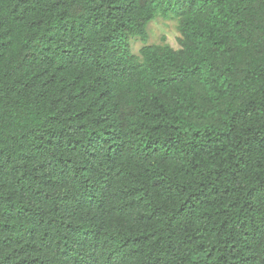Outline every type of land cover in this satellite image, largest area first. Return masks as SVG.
<instances>
[{
    "label": "trees",
    "instance_id": "1",
    "mask_svg": "<svg viewBox=\"0 0 264 264\" xmlns=\"http://www.w3.org/2000/svg\"><path fill=\"white\" fill-rule=\"evenodd\" d=\"M0 264H264V0H0Z\"/></svg>",
    "mask_w": 264,
    "mask_h": 264
},
{
    "label": "rangeland",
    "instance_id": "2",
    "mask_svg": "<svg viewBox=\"0 0 264 264\" xmlns=\"http://www.w3.org/2000/svg\"><path fill=\"white\" fill-rule=\"evenodd\" d=\"M180 33L177 29V22L174 19H165L162 16L157 17L155 21L148 26V44L167 45L172 48H179ZM143 43L138 40L132 42V50L139 54Z\"/></svg>",
    "mask_w": 264,
    "mask_h": 264
}]
</instances>
